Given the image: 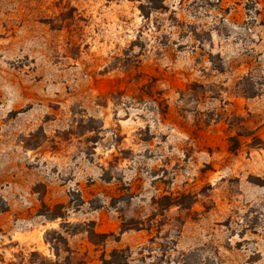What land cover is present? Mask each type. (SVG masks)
Returning a JSON list of instances; mask_svg holds the SVG:
<instances>
[{
	"label": "rangeland",
	"instance_id": "obj_1",
	"mask_svg": "<svg viewBox=\"0 0 264 264\" xmlns=\"http://www.w3.org/2000/svg\"><path fill=\"white\" fill-rule=\"evenodd\" d=\"M2 209V264H264V0H0Z\"/></svg>",
	"mask_w": 264,
	"mask_h": 264
},
{
	"label": "trees",
	"instance_id": "obj_2",
	"mask_svg": "<svg viewBox=\"0 0 264 264\" xmlns=\"http://www.w3.org/2000/svg\"><path fill=\"white\" fill-rule=\"evenodd\" d=\"M145 1L151 5V9L156 10V9H159L162 6L163 2L166 0H145ZM141 10H143L142 12H144L143 6H141ZM233 142H236V140L234 139ZM231 151H233V149ZM179 205H181L180 202L172 201L171 203L168 204V207L179 206ZM55 209H58V208L56 207ZM3 211H5V209L0 210V212H3ZM60 217L61 216L58 214H53L51 215L50 219L55 220ZM64 224L69 225V223H62L61 227L64 226ZM85 226H86V229L84 230V232L87 233V238L91 244L95 246L103 245L108 239L109 235L102 234L96 231L94 222L91 221V222L85 223ZM125 231L126 229H121V232H125ZM44 239H45V242L50 245L56 257L59 256V245L60 244H63L64 246H66V248H68L67 247L68 243H67L66 238L56 230L47 231L45 233ZM27 256L29 257L30 264H51V261L44 255L39 253L38 251H32ZM110 257H111L110 260H106L103 258L104 264H129L128 259L130 257L127 254L126 250L115 249L111 252ZM35 258H38L39 260L34 261ZM2 263H3V259L0 256V264ZM10 264H14V263H10Z\"/></svg>",
	"mask_w": 264,
	"mask_h": 264
}]
</instances>
